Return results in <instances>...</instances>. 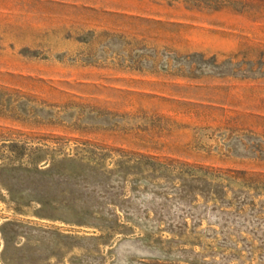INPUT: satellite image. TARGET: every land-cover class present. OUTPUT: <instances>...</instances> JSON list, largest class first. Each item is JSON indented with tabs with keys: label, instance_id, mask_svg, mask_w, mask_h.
I'll list each match as a JSON object with an SVG mask.
<instances>
[{
	"label": "rangeland",
	"instance_id": "1",
	"mask_svg": "<svg viewBox=\"0 0 264 264\" xmlns=\"http://www.w3.org/2000/svg\"><path fill=\"white\" fill-rule=\"evenodd\" d=\"M0 264H264V0H0Z\"/></svg>",
	"mask_w": 264,
	"mask_h": 264
}]
</instances>
